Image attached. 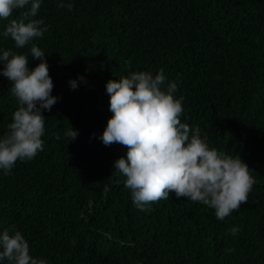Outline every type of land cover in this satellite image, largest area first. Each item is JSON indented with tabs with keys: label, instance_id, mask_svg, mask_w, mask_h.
Returning <instances> with one entry per match:
<instances>
[{
	"label": "trees",
	"instance_id": "16d2710c",
	"mask_svg": "<svg viewBox=\"0 0 264 264\" xmlns=\"http://www.w3.org/2000/svg\"><path fill=\"white\" fill-rule=\"evenodd\" d=\"M65 3L71 10L43 0L32 17L48 28L33 43L60 99L43 111L44 150L0 174V229L19 230L48 264H264V0ZM0 47L27 54L29 68L41 62L31 45L0 37ZM159 69L184 97L181 122L239 155L255 178L248 201L224 220L174 192L140 211L114 168L127 146L96 138L112 116L106 83ZM81 75L72 90L68 81ZM9 87L0 75V135L17 108ZM70 126L74 141L64 135Z\"/></svg>",
	"mask_w": 264,
	"mask_h": 264
},
{
	"label": "clouds",
	"instance_id": "9594fccd",
	"mask_svg": "<svg viewBox=\"0 0 264 264\" xmlns=\"http://www.w3.org/2000/svg\"><path fill=\"white\" fill-rule=\"evenodd\" d=\"M43 0H0V21L6 20L0 37L10 38L16 49L30 47V56L41 62L29 68V56L12 48L0 47V75L10 81L9 91L17 103L7 131L0 135V174L9 175L16 162L33 159L44 150L45 116L60 99L52 95L54 83L49 75L45 52L33 41L48 31L36 17ZM19 18L14 10L24 9ZM57 7L72 8L57 0ZM84 76L68 81L72 90ZM178 85L169 81L164 69L131 72L106 83L109 118L96 137L105 146H127L126 157L114 161L115 172L124 177L131 200L140 211L160 199L187 197L214 210L224 220L241 204L255 184L249 166L239 155L232 156L210 147L198 127L181 122L183 96L177 98ZM64 135L74 141L79 133L72 126ZM95 135V134H93ZM56 139H60L57 134ZM233 234L237 232L232 229ZM230 250V249H229ZM0 264H48L34 257L24 235L13 228L0 229Z\"/></svg>",
	"mask_w": 264,
	"mask_h": 264
}]
</instances>
